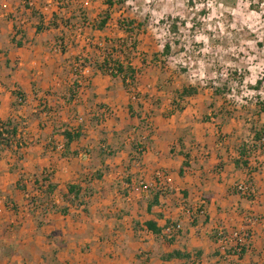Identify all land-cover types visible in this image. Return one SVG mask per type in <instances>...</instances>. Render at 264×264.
I'll list each match as a JSON object with an SVG mask.
<instances>
[{
  "label": "crops",
  "instance_id": "obj_1",
  "mask_svg": "<svg viewBox=\"0 0 264 264\" xmlns=\"http://www.w3.org/2000/svg\"><path fill=\"white\" fill-rule=\"evenodd\" d=\"M28 1L26 6L24 0H0V121L15 118L26 144L19 161L11 150L0 153V199L6 205L0 212V264H185L161 257L173 249L200 251V264H264V147L248 158V167H237L235 145L251 142L243 114L228 118L220 113L201 121L203 104L215 101L220 107L233 95L213 99L206 88L173 111L172 94L160 84L163 76L148 66L135 101L120 78L91 68L81 75L89 85L68 99L72 83L84 82L68 72L70 61L96 54L94 47L109 34L77 24L78 18L68 26L56 19L57 28L45 27L58 0ZM72 1L69 6L82 3ZM85 3L89 9L95 3L104 7L100 0ZM69 6L59 16H71L75 8ZM87 13L93 19L98 9ZM16 91L24 93L21 103ZM242 102L232 100L230 109ZM73 105L75 121L69 116ZM66 124H81L83 133L68 147L60 134ZM137 142L143 152L136 150ZM157 170L163 173L161 180ZM46 173L56 189L47 200L41 194V202L31 207L29 199L38 195L33 180ZM68 182L79 183L84 205L63 201ZM240 182H248L250 196L234 189ZM149 188L165 191L151 206ZM51 203L67 204L68 212H43ZM185 204L194 214L192 221ZM200 207L203 215L195 212ZM149 220L159 228L180 220L182 229L169 243L145 228ZM234 232L243 238L242 254L228 252L233 240L225 252L221 249L220 234Z\"/></svg>",
  "mask_w": 264,
  "mask_h": 264
},
{
  "label": "trees",
  "instance_id": "obj_2",
  "mask_svg": "<svg viewBox=\"0 0 264 264\" xmlns=\"http://www.w3.org/2000/svg\"><path fill=\"white\" fill-rule=\"evenodd\" d=\"M25 5L28 6V0H24ZM64 0H58L57 9L52 13L50 19L47 21L45 27L57 28L58 23L56 19H60V22L65 25H70L72 19L78 18L77 24L85 26V23L90 25L91 28L96 30H104L107 24H114L117 30L121 33V36H105L101 45H96L94 49L97 51L93 56H79L74 57L70 63V72L74 74L77 78H80L82 72L85 68H91L92 70H97L101 74H107L114 78H120L123 84V87L126 91L131 89H137L138 76L142 72V70L147 69L148 66H155L159 69L160 74H163V69L165 66V59L170 56L171 46L170 42H165L163 44L162 49L159 52L152 53L151 55H147L144 52L139 50L138 47V35H140L141 27L143 23L136 22L134 20H124L121 17L117 19H112V9L116 7H120L124 4L125 0H100L101 4L104 5L103 8L98 6L94 9H98L97 17L93 19L89 17L87 10L85 7L76 8L72 15L67 19L59 16V10L61 8H67L69 6L68 3L70 0L63 2ZM90 2H94L95 0H89ZM62 2V4H59ZM33 16H36L39 23H42V16L40 14H36V12L32 9ZM41 26L38 24L36 26V30H40ZM177 27L174 23L170 25V31L175 33L177 31ZM21 31V30H20ZM19 31V32H20ZM63 40V38H60ZM60 50H64L63 44L59 43ZM72 69V70H71ZM237 75L236 72H230L229 75L224 80H218L208 82L206 87L212 91L213 99L214 97H222L223 95H231L230 92L232 89L230 88V84L234 83L239 84L242 82V78ZM84 82L83 84H78L77 81L72 83V87L68 89V99H72L75 97L76 92L80 89H85L90 81L87 77H81ZM239 78V79H238ZM169 81H161V87L165 91H169L172 94L170 106L173 111H180L183 109V101L188 98L195 97L199 91H202L200 85H189V84H181L179 87L174 86L171 79ZM262 85V80H256L253 86H250L251 89L259 91ZM15 98L17 102L21 103L24 101V93L16 91L14 92ZM138 95V94H137ZM138 98V97H137ZM216 99V98H215ZM244 104H240L239 109L241 112L239 116L243 114L244 122L248 125V130L250 132L251 142L239 141L237 142L236 152L238 153V158L234 160L235 166H249L248 158L255 154L258 150H261L264 147V121L261 120V115L264 114V91L263 94H255L253 98H245ZM229 101H223L220 107H216L215 101L208 102L204 104V109H210V114L204 112L201 115V121H208L210 118L216 117L220 113L226 115L228 118L235 117L234 113L235 109L231 108L230 105L227 106ZM233 105V104H231ZM251 105H253L251 107ZM12 106H17L16 102H13ZM132 110V107L129 106V111ZM132 115V114H131ZM143 121V120H142ZM128 124H133L135 126L134 121L129 119ZM57 130V129H56ZM54 130V131H56ZM82 125L79 124L78 127L72 128L69 125H64L60 134L65 139V147H68L69 143L73 140L80 138L82 133ZM143 141V140H142ZM25 141L22 138V134L19 131V122L13 118L9 117L5 120L0 121V153L3 150H11L16 158V161H19L22 158L21 149L25 147ZM136 150L140 153L143 152L144 146L137 142L135 146ZM185 158H188V154H183ZM188 163L186 161L183 162V167H187ZM258 166L253 167L254 170H258ZM51 174L42 175V181L46 184L44 188H42L43 184H41L36 178L33 180V187L35 190L44 195V200H47L50 194L56 189V184L50 182ZM158 179V178H157ZM21 187V186H19ZM24 190V187L20 188ZM152 195L151 205L157 204L158 196L165 193L164 189L160 190H151L148 189ZM89 190L85 191V195L89 197ZM81 186L78 182H68L66 184V192L62 195L63 201L68 204L77 203L79 205L85 204L84 200H82ZM206 197V196H205ZM182 198L185 197L182 195ZM181 199V198H180ZM205 199H209L207 196ZM36 202H41V200L31 197L28 201L29 206L35 207ZM185 210L189 213L190 220L194 219V214H192V210L190 206H184ZM53 210L59 212L61 214H66L68 212L67 204H50L49 208H44L43 212H47L48 210ZM85 209V208H83ZM198 214L203 215L204 209L203 207L197 208L195 210ZM159 216V215H158ZM171 221H168L162 228L156 226V223L152 220L145 221L144 226L147 230L151 231L156 237L159 235L163 236L167 242H172L179 235L180 231L175 234L168 235L165 233V228L169 226ZM40 224V222H38ZM137 225V223H135ZM164 232V233H163ZM240 251L238 254H242L243 246L240 247ZM232 250H228L230 252ZM201 256V252L196 250L193 254L187 252L185 250L173 249L170 252L162 254V258L165 260L178 259L183 261L185 264H200L199 259Z\"/></svg>",
  "mask_w": 264,
  "mask_h": 264
},
{
  "label": "rangeland",
  "instance_id": "obj_3",
  "mask_svg": "<svg viewBox=\"0 0 264 264\" xmlns=\"http://www.w3.org/2000/svg\"><path fill=\"white\" fill-rule=\"evenodd\" d=\"M81 6L88 12L91 9L85 0L69 7ZM111 12L113 20L121 17L143 23L137 43L145 54L159 52L165 42H170L171 53L165 59L163 74H160L165 82L171 79L174 86L176 83L198 84L206 89L208 82L218 83L230 72H236L242 82L230 84L233 96L225 100L230 103L227 106H231L232 100H241L244 104L246 97L253 98L257 92L264 91V0H125ZM74 21L72 19L71 23ZM172 23L178 28L175 33L170 31ZM109 27L104 29L105 35H121L116 26ZM67 70L71 73L70 67ZM146 70L138 76V83ZM258 79L262 80L260 90L251 89ZM134 91L141 97L137 89ZM75 110L73 105L69 113L72 121L76 120ZM235 111L241 112L239 108ZM261 120L264 121V114ZM72 123L75 127L76 122ZM41 177L39 182L44 188L46 184ZM36 194L39 196L35 198L40 200L41 193Z\"/></svg>",
  "mask_w": 264,
  "mask_h": 264
},
{
  "label": "built area",
  "instance_id": "obj_4",
  "mask_svg": "<svg viewBox=\"0 0 264 264\" xmlns=\"http://www.w3.org/2000/svg\"><path fill=\"white\" fill-rule=\"evenodd\" d=\"M2 8H6V5L5 4H2ZM129 98L131 100H136L138 95H137V92L134 91V90H129ZM259 94H263V92H260ZM156 177L158 178V180H161L163 178V173L162 171L160 170H157L156 171ZM234 189L242 196H245V197H248L251 195L252 193V190L250 188V185L248 184V182H240V183H236L234 185ZM6 208V205L5 203L3 202L2 199H0V212ZM182 229V223L180 220H176V221H172L169 226L167 228H165V233L166 234H175L177 233L178 231H180ZM233 240V250L232 252L235 253V254H238V252L240 251V247L243 246V238L240 237V234L238 232H234L230 235L228 234H220L219 236V241L220 243L222 244V251L225 252L226 251V244Z\"/></svg>",
  "mask_w": 264,
  "mask_h": 264
}]
</instances>
